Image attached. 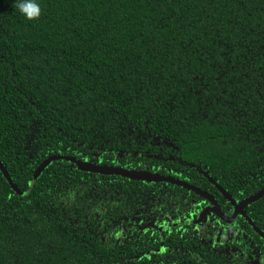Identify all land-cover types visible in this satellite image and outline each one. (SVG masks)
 I'll use <instances>...</instances> for the list:
<instances>
[{"label":"trees","instance_id":"trees-1","mask_svg":"<svg viewBox=\"0 0 264 264\" xmlns=\"http://www.w3.org/2000/svg\"><path fill=\"white\" fill-rule=\"evenodd\" d=\"M36 2L0 0V165L22 193L0 172V264H264L244 217L176 184L55 159L28 190L63 155L229 218L223 194L264 187V0ZM242 212L264 235V194Z\"/></svg>","mask_w":264,"mask_h":264},{"label":"water","instance_id":"water-1","mask_svg":"<svg viewBox=\"0 0 264 264\" xmlns=\"http://www.w3.org/2000/svg\"><path fill=\"white\" fill-rule=\"evenodd\" d=\"M55 159H62L71 163H74V165L76 166V168L79 171L82 172H90V173H96V174H101V175H118L124 178H129V179H133V180H139V181H148V182H168V183H172V184H176L178 186H181L187 190H191L197 194H199L200 196H203L204 198H206L207 200H209L212 204L211 208L209 209L211 212H213L215 214L216 217H218L220 220H222L223 222L227 223L233 220V218L236 215H241L242 217H244V219L247 221V223L250 224L252 230L254 231V233H256L260 238L263 239L264 241V235L257 229L254 227V225H252L250 223V221L247 219V217H245V215L243 214L242 210L243 208L257 200L258 198H260L263 194H264V187L261 188L259 191H257L256 193L248 196L247 198L241 200L238 203H234L233 200H231L227 195L223 194L224 197L226 198L227 201H229L233 207V212L232 215L229 218H225L220 211L217 209V207L213 204V202L211 201V199L205 195L204 193L198 191L195 188H192L191 186H188L182 182H179L177 180L168 178V177H164V176H158V175H151L148 173H144V172H138V171H127V170H123L120 168H109V167H99V166H94L88 163H83V162H79L73 158L70 157H66L63 155H56V156H51L46 158L35 170V172L32 174L31 177V183L29 184V188L28 190L31 188L32 182L35 180L36 176L39 174V172L43 169V167L48 164V162L55 160ZM0 172L2 174V176L4 177V179L6 180V182L9 184V186L11 187V189L13 190V192L17 195H22V193L18 192L16 190V188L11 184L7 173L5 171V169L3 168V166L0 165ZM223 193V192H222Z\"/></svg>","mask_w":264,"mask_h":264},{"label":"clouds","instance_id":"clouds-1","mask_svg":"<svg viewBox=\"0 0 264 264\" xmlns=\"http://www.w3.org/2000/svg\"><path fill=\"white\" fill-rule=\"evenodd\" d=\"M15 8L29 20L38 19L40 15V7L36 0H15Z\"/></svg>","mask_w":264,"mask_h":264},{"label":"flooded vegetation","instance_id":"flooded-vegetation-1","mask_svg":"<svg viewBox=\"0 0 264 264\" xmlns=\"http://www.w3.org/2000/svg\"><path fill=\"white\" fill-rule=\"evenodd\" d=\"M201 218H202V216L199 215V218H198L196 221L190 219L189 224H192V226H193L194 228H196V229H204L205 224H201L202 221H201V223H199L200 220H201ZM206 221H207V218H205L204 223H206ZM213 221H214L213 219H211V221L209 220V222H211V223H212ZM221 227H223V226H221ZM223 236H224V239H225V240L228 238V236H227L226 233L223 234Z\"/></svg>","mask_w":264,"mask_h":264}]
</instances>
